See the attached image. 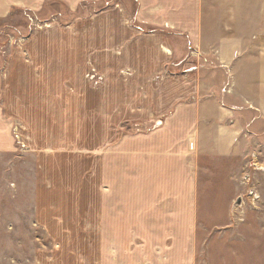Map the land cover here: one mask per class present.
Returning a JSON list of instances; mask_svg holds the SVG:
<instances>
[{"label": "crops", "instance_id": "1", "mask_svg": "<svg viewBox=\"0 0 264 264\" xmlns=\"http://www.w3.org/2000/svg\"><path fill=\"white\" fill-rule=\"evenodd\" d=\"M49 1L68 11L99 8L66 20L52 13L39 28L43 39L32 28L34 46L13 52L1 90L0 152L12 149L5 123L12 119L22 126L39 188L52 186L56 159L65 170V156L84 162L94 206L79 218L92 220L99 255L102 235L120 236L118 249L128 252L140 236L136 243L163 261L92 264H203L199 236L227 227L231 201L223 198L264 156L260 4L250 14L238 0L234 19L223 8L214 19L204 0ZM28 4L22 7L41 9ZM87 71L100 76L95 87ZM48 212L63 222L69 216Z\"/></svg>", "mask_w": 264, "mask_h": 264}, {"label": "rangeland", "instance_id": "2", "mask_svg": "<svg viewBox=\"0 0 264 264\" xmlns=\"http://www.w3.org/2000/svg\"><path fill=\"white\" fill-rule=\"evenodd\" d=\"M13 1L17 0H0V100L2 87L11 77L9 74H5L11 69L4 70L5 66H13L10 64L12 62L10 57L13 52L28 50L34 44L29 41L32 35L39 38L44 34L43 29L39 28L47 23L46 21L50 19L52 13H58L60 14L57 16L58 18L66 20L99 8L95 4L90 9L82 8L80 5L75 11H68L65 4H54L49 0H30L34 4L38 3L41 9L29 11L25 8L29 6L28 0H19L21 4L18 5H14ZM204 1L211 15L210 18L220 19V9L222 11L223 8V16L234 19L233 9L238 0ZM239 1L242 2V0ZM244 1L242 3L245 9L250 6V14L253 13L254 6L256 9V4H260L261 17L259 16V19L264 24V0ZM108 2L98 1L101 7L108 5ZM22 4L25 7H22ZM226 7H228L227 12ZM30 23L34 27H31ZM32 28L37 30L31 33ZM259 50L264 53V27H261L260 31ZM91 73L96 75L95 71L94 73L87 71L84 77L95 87L98 84L89 77ZM101 76L104 77V75ZM105 82L106 78H104L103 84ZM1 114L2 105L0 106V117L2 118ZM5 123L9 125V135L13 146L8 152H0V264L142 262V259L140 261L141 256L144 258V262H163L160 261V258L157 261L156 254L149 250L146 251L143 244L136 243V239L140 236H133V248L128 252L125 250L126 245L120 246L118 249L120 236L102 235L99 255L98 236L92 232V220L79 218L83 212L91 214L94 206L95 189L92 185L91 175L88 174L87 177L83 173L84 162L78 161L72 155L67 158L65 156V170L60 169V158L56 159L54 164L58 163L59 168L54 172L53 169L51 171L54 173L51 175L52 186L48 188L40 186L39 188L34 181V159L28 152L26 139L22 135V126L18 127L19 125L12 119H8ZM123 123V120H118L117 127L122 132H126L127 128ZM126 125L130 130L132 129V125ZM91 126L89 129L88 125L85 126L88 136V132H92ZM15 127L19 130L20 141L25 143L23 148L14 139L13 130ZM135 128L139 130L138 126ZM91 140H84L86 146L91 145ZM90 160L91 158H85V163L89 164ZM256 164L264 166L263 155L258 156ZM244 176L247 177L245 180L248 182L241 183L242 186L229 187L226 197L223 198L228 202L231 201L230 222L227 227L210 230V233L199 236L196 248L197 262H203V264H264V171L247 166ZM247 189H253L258 193L260 200L252 204L250 198L243 196ZM101 191L106 190L101 188ZM43 196L47 197V201L43 200ZM33 197L37 201L35 204ZM50 200L54 206L49 204ZM241 203L244 213L234 214V210ZM47 210H51V213L66 212L69 216L64 222L60 219L48 218L49 212L47 215L44 213ZM83 221H88V227L82 225ZM204 221L206 219H200V223L203 224ZM207 221L209 223V220ZM62 225L63 227H61ZM205 225L208 226V224ZM110 240L112 243L110 242L111 247L109 248ZM121 243L124 244V236ZM161 252L158 251L159 257L163 256ZM165 257L162 258L165 259Z\"/></svg>", "mask_w": 264, "mask_h": 264}, {"label": "built area", "instance_id": "3", "mask_svg": "<svg viewBox=\"0 0 264 264\" xmlns=\"http://www.w3.org/2000/svg\"><path fill=\"white\" fill-rule=\"evenodd\" d=\"M96 75H93V74H89V77L91 78V79H93V82H95V83H97L99 80L98 79H100L99 77H95ZM13 135H14V139L16 140V143L17 144H19L20 146H22V148L23 147H25V143H24V141L22 142V141H20V136H19V130L17 129V127H15L14 128V130H13ZM253 169H255V170H258V169H260V170H262V171H264V166L263 167H261V166H257V164H254L253 166H251ZM247 177H243L242 179H243V181H241V183L242 184H245V183H247L248 182V180H245ZM247 181V182H246ZM243 196L245 197V198H250V200H251V203L252 204H254L255 202H257V201H259L260 200V195L258 194V193H256L253 189H250V190H246L245 191V194H243ZM242 199V198H241ZM243 200V199H242ZM244 201V200H243ZM244 213V210L242 211V203L238 206V208H236L235 210H234V214H243Z\"/></svg>", "mask_w": 264, "mask_h": 264}]
</instances>
